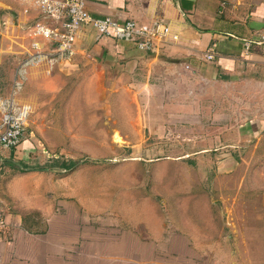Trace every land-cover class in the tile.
Here are the masks:
<instances>
[{"label": "crops", "instance_id": "0c3cea01", "mask_svg": "<svg viewBox=\"0 0 264 264\" xmlns=\"http://www.w3.org/2000/svg\"><path fill=\"white\" fill-rule=\"evenodd\" d=\"M21 2L18 17L1 21L7 26L5 31L0 28L4 39L10 33L14 38L15 30L27 36L8 99L0 95L3 116L25 113L26 124L29 111L21 93L26 95L29 87L45 94L61 91L63 85L51 82L68 79L66 75L80 69L87 70L83 75L89 90L125 99L130 106L125 126L136 132V139L143 129L156 138L169 135L171 140L181 130L190 145L193 130H207L208 125L222 130L216 120L223 113L224 96L213 89L254 88L264 100V0H89L88 9L96 18L134 20L147 27L163 22L171 34L154 51L141 52L128 42L99 38L94 30L84 28L71 55L32 65L29 61L36 51L31 45L37 39L29 30L46 19L33 0ZM19 44L0 51L18 55ZM52 46L43 47L46 58L54 57L47 53ZM209 51L215 53L213 61L204 57ZM248 129L257 132L260 125L251 121L243 127ZM197 136L191 144H210L202 134ZM221 139L215 136L211 141ZM30 140L25 129L19 146L0 154V209L6 221L5 231L0 232V264H197L195 259L204 257L201 249L192 246L191 235L168 229L154 202L139 208L134 229L117 227L114 219L104 223L101 216L113 217L116 210L106 196L103 203L81 197L74 174L71 179L52 177L54 170L43 165L48 157H34L37 149Z\"/></svg>", "mask_w": 264, "mask_h": 264}, {"label": "rangeland", "instance_id": "374dc122", "mask_svg": "<svg viewBox=\"0 0 264 264\" xmlns=\"http://www.w3.org/2000/svg\"><path fill=\"white\" fill-rule=\"evenodd\" d=\"M23 6L21 0H0L1 31L7 30L2 19L18 17ZM13 37L10 33L4 39L0 34V49L16 42L21 46H17L19 56L0 51V95L4 99H8L19 57L27 48L25 31L15 30ZM86 73L80 69L66 75L68 79L51 82L63 85L56 93L45 94L33 87L26 95L21 93L29 111L24 136L26 129L37 149L33 156L48 157L44 166L56 157L85 161L71 172L54 170L52 177L71 179L74 174L81 197L103 203L106 196L116 210L113 217L101 219L104 223L105 219L118 220L117 227L134 229L139 208L158 204L168 229L191 235L192 246L201 249L204 257L195 259L197 264H264V100L260 92L245 87L213 89L224 96V110L216 120L223 129L216 131V126L208 125L207 130H193L192 142L199 133L210 144L187 145L181 130L171 140L169 135L156 138L143 129L136 139L135 131L125 126L130 115L125 99L89 90ZM251 121L259 123L257 132L243 130ZM215 136L222 139L211 141ZM4 150L0 144L1 155Z\"/></svg>", "mask_w": 264, "mask_h": 264}, {"label": "built area", "instance_id": "2783aa9c", "mask_svg": "<svg viewBox=\"0 0 264 264\" xmlns=\"http://www.w3.org/2000/svg\"><path fill=\"white\" fill-rule=\"evenodd\" d=\"M46 21H37L30 27L32 35L37 39L31 48L36 51L29 63L39 64L64 59L73 53L80 29L91 28L99 38H112L132 44L135 48L148 52L156 49L157 43L166 42L171 29L163 22H156L147 27L134 20L121 22L114 18L100 19L91 15L88 9L89 0H33ZM27 12V10H26ZM177 39V37H174ZM44 42V44L42 43ZM52 46L49 50L54 57L46 58L44 46ZM208 61L215 59V53L209 51L204 55ZM24 114L5 115L0 129V144L5 149L17 148L24 136ZM0 209V232L6 229L5 216Z\"/></svg>", "mask_w": 264, "mask_h": 264}, {"label": "trees", "instance_id": "16d2710c", "mask_svg": "<svg viewBox=\"0 0 264 264\" xmlns=\"http://www.w3.org/2000/svg\"><path fill=\"white\" fill-rule=\"evenodd\" d=\"M82 160H66L62 158L54 159L50 165H48L46 168L51 170H59L61 172H71L72 170H75ZM83 162H85L83 160ZM28 169H36V170H45L43 167H32Z\"/></svg>", "mask_w": 264, "mask_h": 264}]
</instances>
